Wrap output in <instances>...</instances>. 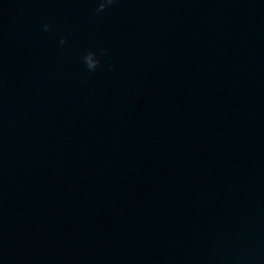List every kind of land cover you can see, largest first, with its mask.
Here are the masks:
<instances>
[{"label": "water", "instance_id": "obj_1", "mask_svg": "<svg viewBox=\"0 0 264 264\" xmlns=\"http://www.w3.org/2000/svg\"><path fill=\"white\" fill-rule=\"evenodd\" d=\"M99 2L0 0V264H264V0Z\"/></svg>", "mask_w": 264, "mask_h": 264}, {"label": "clouds", "instance_id": "obj_2", "mask_svg": "<svg viewBox=\"0 0 264 264\" xmlns=\"http://www.w3.org/2000/svg\"><path fill=\"white\" fill-rule=\"evenodd\" d=\"M113 3V0H100V2L98 3V6H97V10L98 11H102L104 10L106 7H108L109 5H111ZM43 28L45 30L48 29V24H44L43 25ZM94 65L92 63H89V67H93Z\"/></svg>", "mask_w": 264, "mask_h": 264}]
</instances>
